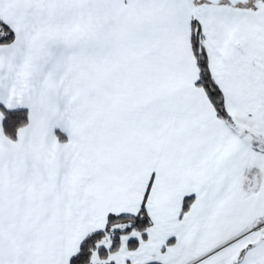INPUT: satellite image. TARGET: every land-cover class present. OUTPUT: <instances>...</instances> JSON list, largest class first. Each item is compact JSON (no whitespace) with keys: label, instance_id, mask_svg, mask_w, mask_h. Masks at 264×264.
I'll list each match as a JSON object with an SVG mask.
<instances>
[{"label":"snow or ice","instance_id":"obj_1","mask_svg":"<svg viewBox=\"0 0 264 264\" xmlns=\"http://www.w3.org/2000/svg\"><path fill=\"white\" fill-rule=\"evenodd\" d=\"M0 264H264V0H0Z\"/></svg>","mask_w":264,"mask_h":264}]
</instances>
